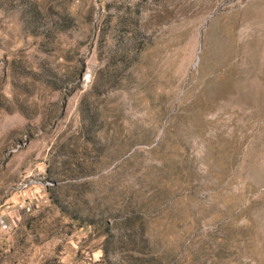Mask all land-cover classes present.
<instances>
[{"label":"rangeland","instance_id":"1","mask_svg":"<svg viewBox=\"0 0 264 264\" xmlns=\"http://www.w3.org/2000/svg\"><path fill=\"white\" fill-rule=\"evenodd\" d=\"M165 115L167 160L229 163L223 264H264V0H0V264H128Z\"/></svg>","mask_w":264,"mask_h":264},{"label":"trees","instance_id":"2","mask_svg":"<svg viewBox=\"0 0 264 264\" xmlns=\"http://www.w3.org/2000/svg\"><path fill=\"white\" fill-rule=\"evenodd\" d=\"M181 106L180 98L173 100L169 115L177 114ZM163 119L161 133L155 143L159 144L164 138L158 145L162 160L146 164L137 161V170L148 168L147 173L141 171L148 178L147 191L142 189L140 182L134 194L124 200L119 212L120 222L129 227L120 238L122 244L131 250L127 262L223 264L228 261L226 255L233 234L228 220L241 209L236 197L226 195L223 190L229 163L211 165L208 171L198 174L187 155L180 161L173 159L170 162L165 157L166 152H162L167 135L173 136L171 142L177 147L185 144L181 143V130L173 126L166 115ZM149 134L148 131L142 134L136 131L133 140L148 141ZM220 152L226 155L223 148ZM244 217L251 221V212ZM203 221L213 225L205 229V233L199 229Z\"/></svg>","mask_w":264,"mask_h":264},{"label":"water","instance_id":"3","mask_svg":"<svg viewBox=\"0 0 264 264\" xmlns=\"http://www.w3.org/2000/svg\"><path fill=\"white\" fill-rule=\"evenodd\" d=\"M241 71H243V70H242V64H241V61H236V62H235V65H233V70H232V72H233V76L231 75V77H232V78L235 77V75L238 74V73H240ZM236 147H237V148H236V150H235V153H234L233 157L236 156L237 153H239V151L241 150V146H240V147L236 146Z\"/></svg>","mask_w":264,"mask_h":264}]
</instances>
